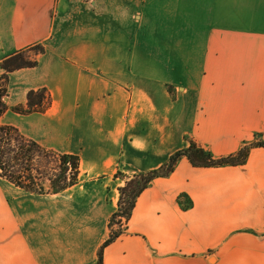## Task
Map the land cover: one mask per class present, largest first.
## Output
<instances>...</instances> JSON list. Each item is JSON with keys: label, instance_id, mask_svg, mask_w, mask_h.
I'll use <instances>...</instances> for the list:
<instances>
[{"label": "crops", "instance_id": "1", "mask_svg": "<svg viewBox=\"0 0 264 264\" xmlns=\"http://www.w3.org/2000/svg\"><path fill=\"white\" fill-rule=\"evenodd\" d=\"M38 45L37 66L8 75L0 124L77 156L79 179L34 194L0 178V264H96L127 179L189 140L221 158L264 139V0H0V77ZM39 89L44 112L12 110ZM102 256L264 264V148L242 166L181 159Z\"/></svg>", "mask_w": 264, "mask_h": 264}, {"label": "trees", "instance_id": "2", "mask_svg": "<svg viewBox=\"0 0 264 264\" xmlns=\"http://www.w3.org/2000/svg\"><path fill=\"white\" fill-rule=\"evenodd\" d=\"M31 52L37 56L44 53L45 49L41 45L32 47L9 57L1 64L5 73L0 77V117L9 109L4 100L8 95L9 73L37 66L38 61L35 57H27ZM50 103L47 90L39 89L28 93L26 105L14 107L12 110L19 114L44 112ZM256 147L264 148L263 138L257 137L256 141L243 145L235 154L216 158L210 151L189 140L188 147L173 154L158 170L140 173L127 179L125 185L119 189L118 209L111 220V226L115 224L118 229L111 233L103 247H107L122 235L121 220H130L137 199L151 182L158 177L170 175L181 159L187 158L195 167L242 166L247 163L251 150ZM79 166L80 160L77 156L48 150L24 137L17 128L0 124V178L8 180L26 192L34 194L63 192L78 183ZM102 261L100 251L97 264H102Z\"/></svg>", "mask_w": 264, "mask_h": 264}, {"label": "rangeland", "instance_id": "3", "mask_svg": "<svg viewBox=\"0 0 264 264\" xmlns=\"http://www.w3.org/2000/svg\"><path fill=\"white\" fill-rule=\"evenodd\" d=\"M133 6V5H132ZM141 15V14H140ZM139 25H142V23H138ZM168 25H170V24H168ZM27 57H31V58H34L35 57V54L33 53V52H31ZM257 140V137L253 140V142L254 141H256ZM252 143V142H251ZM248 144V143H247ZM239 151V150H238ZM119 198H120V195H119ZM118 203H119V201H118ZM111 220H112V216H111V219H110V224H109V229H110V234H109V237H110V235H111V233L112 232H115V231H117V225H115L114 224V226L112 227L111 226ZM127 223H128V221H125L124 219L123 220H121V223H120V226H121V230H123L124 231V229L126 228V226H127ZM109 237H108V239H109ZM107 239V240H108ZM106 240V241H107ZM105 243V242H104ZM104 245V244H103ZM103 245H102V247H101V249H100V251L102 252V254H103V252H104V249H105V247H103ZM100 251H99V253H100ZM99 253H98V258H99ZM98 262V261H97ZM97 264V263H96Z\"/></svg>", "mask_w": 264, "mask_h": 264}]
</instances>
